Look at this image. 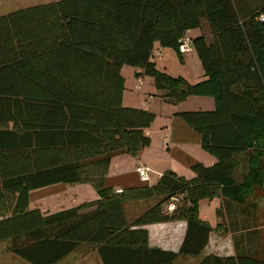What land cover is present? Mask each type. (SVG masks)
I'll list each match as a JSON object with an SVG mask.
<instances>
[{
	"label": "trees",
	"instance_id": "1",
	"mask_svg": "<svg viewBox=\"0 0 264 264\" xmlns=\"http://www.w3.org/2000/svg\"><path fill=\"white\" fill-rule=\"evenodd\" d=\"M260 15L264 0H60L0 17V95L51 85L52 92L80 98L76 113L89 112L92 125L108 120L107 127L113 128L109 132L102 127L109 155H139L150 144L144 130L154 121L148 111L121 107L123 66L141 70L136 77H150L166 103L180 104L191 96L214 102L211 111L176 114L215 158L209 167L192 165L191 180L166 171L154 186L114 191L104 187V171L81 170L63 180L90 183L97 200L53 214L28 210L21 197L0 193V243L9 242L8 252L28 264H58L88 245L96 248L101 264H176L180 257L198 258L210 234L223 230L220 223L212 229L199 218V200L218 197V217L225 205L226 210L240 207L243 217L257 210V194L264 197ZM201 21L209 26L210 41L198 36L192 46L204 79L190 85L158 71L151 60L155 45L173 49L181 59L178 40ZM37 54L48 57L41 66L46 73L42 82L35 79L36 66L22 63ZM30 65L33 71H25ZM105 86L116 91L109 106L101 102ZM103 163L105 167L109 158ZM173 197L178 199L175 210L165 212ZM147 200L156 202L129 221L124 204ZM179 221L185 223V232L177 253L149 247L144 226ZM257 254L247 250L227 257L207 255L196 264H264Z\"/></svg>",
	"mask_w": 264,
	"mask_h": 264
},
{
	"label": "crops",
	"instance_id": "2",
	"mask_svg": "<svg viewBox=\"0 0 264 264\" xmlns=\"http://www.w3.org/2000/svg\"><path fill=\"white\" fill-rule=\"evenodd\" d=\"M57 1L60 0H0V17ZM190 31L185 33L189 37ZM154 49L162 48L156 44ZM47 59L48 57L40 54L28 55L22 63L36 66L35 79L42 82L46 73L41 66L47 63ZM159 59L157 61L162 60ZM49 63H53L52 57ZM32 65L30 70L25 71L32 72ZM122 68L121 107L140 109L154 115V121L144 130V134L150 139L149 146L137 156L125 153L109 155L111 151L107 149L108 142L101 138L102 127L109 132L113 128L107 127L108 120L99 126L92 125L94 117L89 112L76 113L81 110V106L76 103L82 101L80 98L72 97L69 93L64 95L52 92L51 85L48 89L28 86L22 92L5 90V94L0 95V193L14 194L16 199L21 197L23 203L27 202L28 210L53 214L97 200V193L90 183L63 180L76 177L81 170L92 173L99 169L104 171V187L122 191L154 186L166 171L191 180L195 176L190 169L192 165L199 163L209 167L215 163V158L201 148L200 135L176 116L181 112L211 111L214 109V102L191 96L180 104L166 103L160 97V92H154L153 80L145 76L136 77L141 70L135 68L129 73H132V86L125 91ZM145 87L148 90H144ZM102 90L105 92V98H101L104 106L115 102L111 99L112 92H116L115 88L105 86ZM91 93L96 96L95 92ZM93 99L97 101V98ZM188 101L192 109L184 106ZM108 158L109 163L104 167V163H101ZM137 166L149 169L148 182L140 181L135 172ZM155 202L156 200H147L124 204L126 218L135 219ZM140 207L142 209L137 210ZM127 208L134 209V214L127 217ZM143 228L148 232L150 248L178 252L185 232L183 221L152 224ZM224 232L225 230L214 231L210 234V237L213 234L217 237L216 243L212 245L213 252H206L207 245L202 254L194 258V264L207 255H234L229 254V246L223 243L224 240L221 241V238L226 239ZM219 233H224V236ZM223 245L227 250L223 249Z\"/></svg>",
	"mask_w": 264,
	"mask_h": 264
},
{
	"label": "rangeland",
	"instance_id": "3",
	"mask_svg": "<svg viewBox=\"0 0 264 264\" xmlns=\"http://www.w3.org/2000/svg\"><path fill=\"white\" fill-rule=\"evenodd\" d=\"M190 32V37L195 38L198 36H203L208 42L210 41V30L208 24L205 21H201L200 27L197 29H192ZM160 50L156 51L163 53L162 56L160 53V57L162 58L161 61H157L156 57H152L158 71L164 72L172 77H181L186 83L190 85L198 83L204 79L199 60L195 53L183 55V57L179 59L173 49L162 48ZM130 70H133V68L128 66H123L122 68V74L126 83L125 91H127V87L130 89L129 86H132L130 85L132 83V73L129 74ZM146 89L148 90V87L144 88V90ZM154 92L159 94L160 91L154 89ZM195 98H206L213 102L211 97L196 96ZM189 102L190 101H188L184 106L192 109L188 105ZM237 178L239 179V172L237 174ZM261 197L262 194H257L255 199L257 203V210H254V212L252 211L249 217H243L240 207L231 206L226 210V205L224 209H222L221 215L218 217L217 210L220 209L222 205L218 197L199 200L197 204L198 216L212 229L215 228L218 223H220L223 230H229L228 232H224L226 233V239L221 238V241L224 240L223 243H226L229 246V250H231V253L229 254H234L236 252L242 253L247 250L251 252L257 251L258 257L264 259V197ZM141 209L142 207L137 210L140 211ZM134 212V209L127 208V217L133 215ZM129 220L131 221L132 219ZM224 233L219 234L220 236H224ZM216 239L217 237L215 234L209 237L208 248L206 249V252H213L212 245L216 243ZM8 245L9 242L0 243V264H27L26 262L9 253L7 250ZM223 246V249L227 250L225 245ZM95 252V247L82 245L58 264H100ZM225 252L226 251H224V253ZM194 263V258L181 259L180 257L176 260V264Z\"/></svg>",
	"mask_w": 264,
	"mask_h": 264
},
{
	"label": "built area",
	"instance_id": "4",
	"mask_svg": "<svg viewBox=\"0 0 264 264\" xmlns=\"http://www.w3.org/2000/svg\"><path fill=\"white\" fill-rule=\"evenodd\" d=\"M259 21H264V15H260L258 18ZM178 52L181 55L189 54L193 52V46H192V39L184 34L179 40H178ZM151 57H156L157 59L160 58V53L156 50H153L151 53ZM135 172L140 179L141 182H148L149 180V169L145 168L144 166H137L135 168ZM177 198H171L170 201L164 205L163 210L165 212L171 213L175 210L177 205Z\"/></svg>",
	"mask_w": 264,
	"mask_h": 264
}]
</instances>
